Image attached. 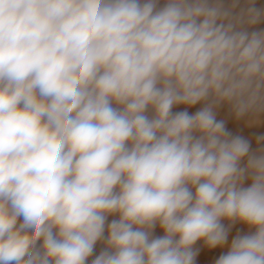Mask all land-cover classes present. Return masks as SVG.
<instances>
[{
  "label": "clouds",
  "instance_id": "obj_1",
  "mask_svg": "<svg viewBox=\"0 0 264 264\" xmlns=\"http://www.w3.org/2000/svg\"><path fill=\"white\" fill-rule=\"evenodd\" d=\"M261 23L256 0H0V264H196L201 241L264 264V135L217 119L264 115Z\"/></svg>",
  "mask_w": 264,
  "mask_h": 264
},
{
  "label": "bare ground",
  "instance_id": "obj_2",
  "mask_svg": "<svg viewBox=\"0 0 264 264\" xmlns=\"http://www.w3.org/2000/svg\"><path fill=\"white\" fill-rule=\"evenodd\" d=\"M256 4L258 7H264V0H256ZM256 27L264 29V23H261L260 25ZM200 107H202V105L198 104L194 106L193 108L189 109V111L194 112ZM175 110H180V109L178 108ZM217 119L224 120L226 128L230 132H232L234 135H241L245 137L246 139H248L251 142V146L253 150H255L258 147V145L256 144V137L260 135H264V115L260 117V123L253 122L252 118L247 117V116L237 120L228 105H221L217 109ZM259 147H264V144L259 145ZM227 223L228 222L225 221V224ZM246 231H247V228L242 224L233 225L229 231L228 243L230 244L231 239L237 233L242 234ZM156 234L161 235L162 232H160V230L157 229ZM102 247L103 245L98 243L96 245L94 255L99 254ZM196 247L199 248L200 250L196 258V264H215L216 259H218L221 254L227 252L228 250L227 245L223 248L217 247L215 249H208L203 244L202 241L198 242Z\"/></svg>",
  "mask_w": 264,
  "mask_h": 264
}]
</instances>
